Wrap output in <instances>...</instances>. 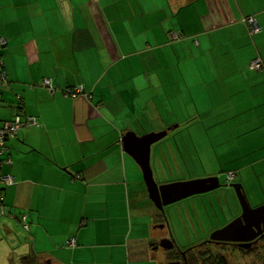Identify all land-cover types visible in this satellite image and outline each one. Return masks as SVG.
I'll list each match as a JSON object with an SVG mask.
<instances>
[{"label":"crops","instance_id":"crops-1","mask_svg":"<svg viewBox=\"0 0 264 264\" xmlns=\"http://www.w3.org/2000/svg\"><path fill=\"white\" fill-rule=\"evenodd\" d=\"M0 38V122L36 119L0 158L13 178L0 181V264H161L170 227L152 218L128 132L187 131L193 160L215 163L192 179L218 177L226 200L240 184L264 205V0H0ZM74 87L85 95L66 96ZM236 200L229 217L242 214Z\"/></svg>","mask_w":264,"mask_h":264},{"label":"rangeland","instance_id":"rangeland-1","mask_svg":"<svg viewBox=\"0 0 264 264\" xmlns=\"http://www.w3.org/2000/svg\"><path fill=\"white\" fill-rule=\"evenodd\" d=\"M169 89L171 88L169 87ZM167 108L169 109V111H171L170 102H168ZM188 119L190 120V118ZM169 123H172L171 119ZM199 128L205 132L202 123H199ZM201 130L199 132L197 129H195L193 130V133L195 136H197V143H200V145L202 146L201 142L203 140L208 142L209 138L207 134H203V131ZM210 132L212 134V130ZM189 137L190 135L187 134V131L185 130H179L178 134L174 131H171L164 140L153 145L151 164L158 183L166 184L174 181L178 182L196 178L204 173L205 169L201 168L202 164L207 168V170L205 171L212 172V168L215 167V163H212L210 158L207 156V153L202 154L201 157H199L197 154L196 159L194 158L193 160V152L191 150L187 151L185 149L187 143L186 141H189L190 143L192 142ZM178 143H180L179 145L183 147H180L181 152L179 151ZM188 147L191 148L189 144ZM181 153L187 158L185 157L184 159H182ZM140 172L142 174L141 170ZM224 177L226 176L224 175ZM246 183H249V180H247ZM216 193L217 192L203 195L205 198L204 200H207L210 194L214 195ZM227 197V200L224 196L220 198L221 205H223L222 207L217 203H213V201L211 202L210 200L202 202V196H193L180 203L165 207L164 212H160V214L163 217L166 216L167 220L169 219L168 221L170 227V235L174 238L176 245L181 248H186L187 246L191 247L205 235H207L209 233L208 231H211L213 225L218 226V224L222 223L224 220L222 219L223 214L227 213L228 215L230 202L232 207H235V205H237L236 195L233 189H230ZM153 210L154 211L152 212V218L154 216V212L157 213V209L155 207ZM153 221L157 223L156 218L153 219ZM155 223L154 227L157 226V224L155 225ZM15 232L21 238L22 242H24V240L27 238L24 229L22 228V231L15 230ZM4 241L10 242L11 245L12 243L18 241V237L13 234L11 235V237L5 238ZM15 246L18 255L25 253V250L29 249V246H23L22 243L19 242L16 243ZM154 253L157 255L155 258L162 264H164V250L157 249L154 251ZM19 259L20 261H22L21 257H19ZM145 264L157 263L153 262V258H151V262H146Z\"/></svg>","mask_w":264,"mask_h":264},{"label":"water","instance_id":"water-1","mask_svg":"<svg viewBox=\"0 0 264 264\" xmlns=\"http://www.w3.org/2000/svg\"><path fill=\"white\" fill-rule=\"evenodd\" d=\"M170 131L171 129H167L162 132L148 133L143 136H138L134 132H128L122 138L125 152L129 154L140 167L149 197L157 210L161 213L164 212L165 207L193 196L214 192L223 186L216 176L166 184H159L157 182L151 164L152 147L164 140L169 135ZM229 187L235 191L242 208V215L225 227L213 232L211 234V240L238 243L244 248H250L253 242L264 236V205L253 208L240 184H231ZM160 246L165 249L173 247H167L163 242H161ZM48 264L50 263L48 262Z\"/></svg>","mask_w":264,"mask_h":264},{"label":"flooded vegetation","instance_id":"flooded-vegetation-1","mask_svg":"<svg viewBox=\"0 0 264 264\" xmlns=\"http://www.w3.org/2000/svg\"><path fill=\"white\" fill-rule=\"evenodd\" d=\"M220 192H222V191H220ZM215 195H218L217 196V199H218V202H219L220 206L222 207L223 205H221L220 198H222L223 192H222V195L219 192H217V194H215ZM202 198H203V200L205 199L203 195H202ZM211 198L212 197L209 195L207 200H211ZM207 200H205V202ZM183 201H185V200H183ZM180 202H182V201H180ZM180 202H178V203H180ZM241 215L242 214L240 213V214H237V216H234V217L231 216V217H229L227 214L224 213L223 214V218H222V219H224L223 222L220 223V224H218V226H214L213 225V230L211 232H209L207 235H205L204 238L200 239L197 243H195V245H192L191 247H194L195 248V247H197L200 244L203 245V243H204V244H209V245H211V246H213L214 248H217V249H219V248L229 249V250L232 249V250L235 251L233 255H226V253H223L222 251H218L217 252V255H215L216 260H217V258H220L222 260V264H233L232 263V260L233 261L236 260V264H240L246 258V255L242 254L243 252H247L248 250H251V249L261 248L260 247V245H261L260 238L261 237L258 238L255 242H253L252 243V246L250 248H244L243 246L239 245L238 243L220 242V241L211 240V234L215 230H218V229H221V228L225 227L226 225H228L233 220L239 218ZM161 217H162V220L164 219V221H166V224H164V225L168 226V228H169V223L167 221V217L166 216L163 217L162 215H161ZM158 241L160 242V244H161V242H163V244L165 246H167V247L173 246L172 248H169V249H165V248L162 247L161 248L162 250H165L166 252H168V251H173L174 249H176L175 252L178 253L177 256L174 257L175 260L174 259H171L169 262L167 261L168 263L186 264V262L188 260L187 259V251H185V250H179V247L176 245V243L174 241V238L170 235V228L165 231L164 236L161 237V238H159ZM166 256L167 255L165 254V258H167Z\"/></svg>","mask_w":264,"mask_h":264},{"label":"built area","instance_id":"built-area-1","mask_svg":"<svg viewBox=\"0 0 264 264\" xmlns=\"http://www.w3.org/2000/svg\"><path fill=\"white\" fill-rule=\"evenodd\" d=\"M246 23L250 26V32L255 33L259 31V27L257 25V21L254 17H249L246 20ZM7 45V40L5 38H0V49L5 47ZM0 64L3 66L2 61H0ZM253 68L258 69L261 66V60L256 59L252 63ZM6 75L3 74V79L6 81ZM43 86L47 87L51 92H54L55 87L50 79H44L43 80ZM66 96H72L76 97L79 95H85L84 89L82 87H74L71 89H68L66 91ZM32 125H36V119L33 117H26L22 115H16L12 120L1 123L0 122V158L7 153V142L10 138L16 137L21 129L28 128ZM10 162V160H8ZM1 164V160H0ZM234 178V174H228V180L231 182ZM0 181L5 184H12L13 178L11 176H0Z\"/></svg>","mask_w":264,"mask_h":264},{"label":"trees","instance_id":"trees-1","mask_svg":"<svg viewBox=\"0 0 264 264\" xmlns=\"http://www.w3.org/2000/svg\"><path fill=\"white\" fill-rule=\"evenodd\" d=\"M249 30H250V26H249ZM17 115H20V114H17ZM26 228H28V227H26ZM260 241H261V245H260L261 248L251 249V250H248L247 252L242 253V254L246 255V258L244 260L242 259L243 260L242 263H245V264H264V236H262L260 238ZM160 248H162V247H160ZM179 250L187 251V259L188 260H187L186 264H222V260L220 258H217V260H216V257H215V255H217L218 251H222L223 253H226V255H233L235 252L232 249L231 250L223 249V248L217 249V248H214L213 246H211L209 244H204V243H203V245L200 244L195 248L189 247V246H187L186 248L179 247ZM175 251H176V249H174L173 251H168V252H166L164 250V261H165L164 264H167L171 259L175 260L174 257L177 256V254H178ZM165 254L167 255L166 256L167 258H165Z\"/></svg>","mask_w":264,"mask_h":264}]
</instances>
